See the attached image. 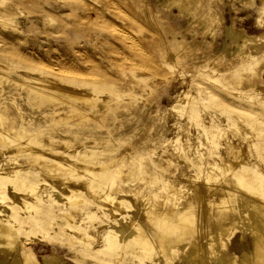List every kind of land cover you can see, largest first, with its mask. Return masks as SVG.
Returning <instances> with one entry per match:
<instances>
[{
    "label": "rangeland",
    "instance_id": "obj_1",
    "mask_svg": "<svg viewBox=\"0 0 264 264\" xmlns=\"http://www.w3.org/2000/svg\"><path fill=\"white\" fill-rule=\"evenodd\" d=\"M110 2L111 1L108 0H0V113H1L0 126L5 131L3 138L5 139V136L7 134L11 138L13 137L17 138L15 135L9 132L8 129L11 127H15V126L19 127L23 125L28 129L41 128V130L45 134L49 133L52 136L54 135L52 138L56 136L55 142L57 141L56 142L57 145H60V143L62 142L60 146H57V148L59 150L60 148L63 149L62 152L66 154L62 152L60 154L66 155L67 158L66 160H68L69 157L72 159L74 158V156L69 155L70 153H72V155H74V153L79 154L80 153L79 151L83 149L93 150L96 151V153L99 152V158L100 156L101 158H106L107 156L109 157L113 155L112 157L116 159L114 160L115 162L117 161L116 157L117 156L119 157L120 154L121 156L125 154L123 156L124 159L126 155L129 157L131 154H133V148L142 149L145 150V152L146 150H148L149 152L151 150L152 152L155 149L154 153L150 152L152 156L150 155L149 152H148L149 154L147 152L144 153L145 156L144 162L146 163V161L148 162L150 160V157H155L154 155H156L157 157V153H159L160 155V153H163L164 150L166 151L165 154H172L173 151H175L174 153H176V156L174 153L171 155V158L174 156L173 158L174 160L172 161L173 162L175 161V163L171 162L170 164L167 165L168 167L165 166L167 168V172H165L166 171L165 167H163L162 169L158 168L159 169L158 171L162 173V175L161 174L159 175L161 177L162 176L165 177L169 175L167 177L168 179H170V182L168 183L169 184L171 183V187H170L171 189L174 187L172 186L173 184L171 180L177 183V181H175V177H177L176 179H178V181H180L181 183L186 182L187 186L185 185L186 187L183 186V188H181V190L183 191L177 189V192L181 191L178 194L179 196L180 193L182 194L183 192L185 193L187 192V194L189 192H192V189L189 188H193L196 185H200L204 181H207L206 184H209V182L211 183L213 179L212 178L206 179V177L209 174L214 175V172L210 171V168L209 169L204 168L203 169L204 173H202V175L198 177L196 180H193L192 179L193 175L196 174L195 173L196 171L194 169L195 167L189 166L188 162L185 163L184 154H182L183 150L186 151L185 159L186 157L188 159L190 155L193 157L194 152H191L192 150V151H197L196 155L202 156V158H205L204 160L206 161L208 159L207 157L210 156V154L211 157H214L216 156L215 154H217L218 152H222V150L225 151V149H227L226 145L228 146L229 143L232 144V142L235 139L234 141L235 143L233 142V144L236 145L235 146L236 149L238 148V146H240L238 144L241 145L243 144L244 146L241 147L244 148V151L248 153V154L246 153V155H248V158L250 159L252 158L254 162L255 158L252 157L253 154L252 151H250V147H249L250 146L249 142L251 141V139L253 140L254 133H252L251 130L247 127L244 118H242L238 114V112L236 113V109L234 111L235 113L230 112L231 110L227 109L230 107H227L229 106V104H227L225 101L226 99H230L228 98V96L229 93L231 92V94H234L233 96H235V97L232 96L234 99L231 98L233 100L232 103L236 101V104L239 105L243 102L241 100L243 99L245 100L244 96H241V94L244 91L247 90L250 91L251 89L253 90L255 96L258 97V101L257 99L254 100L252 99L253 102H255L254 103L255 106L262 107V103H260L259 100H261V102H264L263 101L264 100V60H262L264 59V56H262L264 54V45H263L264 44V11L263 12L260 11L262 8V7L260 8V6L264 5V0H202L205 6L207 5L206 8H208V10H210L211 8L213 15L218 14L219 16L218 15L217 16L219 18L222 15V17L219 20L217 18L218 21L216 20L218 27L215 21L213 22L209 30L208 29L206 30V27H204V25H202L196 19H190L191 21L190 22L189 17L187 18V14L183 15L182 13H180L178 6L176 7L172 6L171 8L172 10H170V7L163 8V6H161L162 7L161 8L160 5H158L155 1L153 3L154 7L152 6V8L153 9L155 8L154 10L160 13L159 16L163 18V20L165 19L164 21L166 20L168 22L170 21L169 23L171 24V26H173V29L177 31L175 32L176 37L178 38L184 37L190 42H195V41L204 40L203 36L206 34L204 36L205 38L204 42L200 45L201 48L198 47L197 49L194 50L189 49L190 51L187 50L183 52L182 55L179 57L177 55L176 57H174V59H172L173 65L171 66L168 65L167 59L160 57L159 55L156 54V52L153 51L154 40L152 41L151 39L148 38L149 35L153 34V31L149 30L150 28H148L151 26L149 25L147 20L140 17L138 11L132 9L131 6H129L131 5L130 2L126 1L125 3L127 4H125L124 2L122 3V1H117V3L119 2L120 5L122 6L121 9L118 10H115V8H113L114 1L111 3ZM214 5L218 9H216ZM93 8H95L94 9L95 12L93 11ZM101 10H103L104 12ZM213 10L215 11L214 13ZM218 10L220 13L218 12ZM97 13L100 15L98 16ZM88 15L90 17H88ZM169 17L170 19H168ZM78 21L80 22V24ZM115 26H117V28L122 27V29H126L129 32L130 37L127 38L125 35H121L117 31L112 29ZM230 27L237 30L238 32H245L247 34V39L244 41L242 40L241 37H238L234 40V38H232L231 35L227 34L226 32L227 29ZM202 29L204 31H202ZM171 32L172 30H170L169 34H167L168 37L171 36L172 34ZM202 32H207V33L202 34L203 36H201L200 33ZM156 34L160 36V32H158L157 30L155 31V35ZM195 35L196 38L194 37ZM211 37H213L214 39H212ZM252 37H256L258 39L257 40L258 45H261V47L251 45L254 42L252 40ZM110 40L114 44L110 43ZM225 40L227 41V43ZM211 41L213 42L214 46H212ZM229 42L232 43L233 46ZM242 43H245L243 48L244 50H246V52L244 51V53L246 54V57H248V59L244 57L245 55L244 53H237L236 51L237 45L238 44L242 45ZM115 44L116 47L113 48ZM132 44L135 45L132 46ZM225 44H227L228 46L227 45L225 46ZM250 45L253 46L254 48L251 47ZM205 48L206 49L211 48L210 49L211 52L214 53L216 51L215 52L216 54L213 55L211 54L210 56L212 57L209 56L205 58L208 59V61L204 60L205 62L201 64L198 61L201 58V56L202 58L206 56ZM144 49H146V51H144ZM202 52L204 55L202 54ZM247 52L252 54H248ZM192 53L193 54L197 53L198 56V58L196 59L197 62L192 61L190 63H187L189 55ZM224 53L227 55H224ZM256 53L258 54L256 55ZM217 54H218L217 56L218 58L216 57ZM219 55H221V57ZM213 56L215 57L214 58L215 60L213 59ZM241 56L242 58L244 57L243 58L244 60L241 58ZM210 58L212 59L210 60ZM245 59L246 62H243L245 61ZM185 60H187V62ZM241 60L242 63L240 64ZM259 61H261L260 66H258L259 68L253 67ZM41 74L47 80L57 78L55 82L57 84L63 85V87L70 88L73 83H77L79 91H85L87 94L90 93L89 95L93 98L92 100L94 101L96 100L97 102L100 101L99 100L100 98L108 97L107 95L109 96L112 95L113 97L114 95H116L117 92L119 99H121V103L124 105V107L126 106L127 108L120 109L121 111L118 112L117 114L118 116L116 118L112 119L111 117L109 118L106 117L101 122H97V120H94L93 118H81L78 120L77 119L78 117L76 116L68 117L67 119H62V120L61 119L54 120V118H52L54 117L53 115L54 111L59 112L62 118L65 117L66 115L65 111L69 109L68 101H71L79 105H83V107H86V104L85 101H80V100L77 101V99H75L74 97H70L66 95H64L63 96L64 98L62 99H55L53 101L45 102V100H43L42 97L38 96L34 91H32L28 85L30 81L29 77H33V75L40 76ZM226 77H230L231 80H226ZM208 78H211V80H209ZM216 78H218V81L214 80ZM201 83H203L204 85L211 84L215 86L216 90H218L221 95L216 96L214 98L211 96L212 99L210 96H209L210 98L208 97V94L205 95L206 99L209 98L211 100H205L204 103L206 105L199 102L197 105L199 109L198 117L190 119L188 118V109H186V106H188L187 104L193 98L200 99L202 96H204V94H206V92L204 91H203L204 93L202 94L201 93L202 90L200 88H197L198 84L202 86ZM95 84L97 85V88H92L91 86ZM198 89H200L201 91ZM241 90H243V92ZM236 92L241 94L239 95ZM205 96L202 98H205ZM236 96L237 97L240 96L241 98L238 100ZM248 100L252 103L251 99ZM248 100L246 102L244 101L243 103L247 104V102H249ZM206 101L207 102L210 101V102L207 103ZM251 103L249 104L251 105ZM223 108L227 109L228 111L224 110ZM263 108H264V104H263ZM63 110L65 111L63 112ZM120 112L123 113L122 114L123 116L120 115ZM233 115L237 117L239 115L240 117L237 118ZM230 116L231 117L233 116L232 118L235 117V119H232ZM234 120H236L238 123L237 122L234 123ZM217 121L219 122V124L221 123L220 126L218 124H215ZM74 122H79V124L78 123L75 124ZM199 125L200 127H198ZM203 127L209 129L210 132L213 130V132H211L212 133L211 136L207 137L208 141H206L207 139L205 138L206 135L203 132ZM214 127L215 128L217 127L218 131L217 129H214ZM198 128L201 130L199 131ZM237 128L241 132L237 131L238 130ZM242 128H245L246 130ZM160 131L161 133H159ZM200 132H202L203 134ZM214 132L222 133L220 134L221 137L220 136L218 137L219 134L217 135V133ZM236 133L238 134L237 136H235ZM243 133L244 134L246 133V135L249 138H246L245 136V139L242 141L240 139L242 138L241 135H243ZM148 134L152 136L153 141L154 139H156L155 142L157 144L155 142L153 143V141L150 140L151 137H149ZM199 136L201 138H198ZM226 136H228V138H226ZM101 138H110L109 139V144L111 143L110 146L118 145V147L117 146L115 147L116 148L115 150L118 152L113 151L110 152L109 154L108 152L109 150L107 148H109L110 146L104 145L105 143L101 141ZM57 139L59 141L63 139V141L61 140L60 142H58ZM212 139H214L215 143H213V141L211 142ZM217 139L220 141H217ZM81 140L84 141L83 144H81L82 143ZM98 140H100L102 143ZM131 140L132 142H130ZM141 140H143L144 142ZM174 140L175 142H173ZM176 140L178 141L177 142L178 144L176 143ZM229 140L232 142H229ZM68 141L71 142V144H69ZM93 141H96V143H94ZM133 141H134V145H133ZM145 141H146V145H145ZM241 141L243 143H240ZM63 142L67 146L63 144ZM113 142L114 144H112ZM237 142L238 144H236ZM4 143L5 142L2 139L0 141V147L2 148L3 151H1V149L0 151L3 153L0 152L1 153L0 169L12 167L15 162L13 160L18 161V162L16 161V165L21 163L23 166L26 167L29 166L28 162L27 161L25 162V160L28 159V156L24 152H15L14 148L11 149L10 147L4 145ZM137 143H140L139 146ZM159 143H161V146L163 144L164 145L166 144L165 146L163 145L164 150H162L163 148L161 146H158ZM119 145L122 146L120 147ZM176 145H180V146L176 147ZM153 146L154 148H152ZM173 147H175L177 150ZM186 147L191 148V150L189 148L186 149ZM102 148H104V150ZM119 148L121 149L120 151ZM130 148L132 151L130 150ZM159 148L162 152L158 151ZM169 148L172 151V153H169L170 151ZM96 149H101V150L98 151ZM105 149L108 151H106ZM129 150L132 153L129 152ZM187 150L189 151L187 152ZM102 152H103L102 154L103 156L101 155ZM106 152H108L107 156H106ZM126 152H129V154ZM57 156L59 157L60 155L59 154L55 155L56 159L58 160ZM178 156L180 158H178ZM63 157L60 156L59 160L61 159L63 160ZM128 157H126V160H132L130 159V157L129 158ZM179 159L180 160L183 159V160L180 161ZM114 161L110 163L115 164ZM35 162L38 163L39 161L36 160ZM223 162L224 161L219 160V163L222 164ZM32 163L34 167L39 166V163L38 164L35 163L36 165L34 164V162ZM181 163H184V165ZM172 164L175 165L172 166ZM261 165L263 166V164ZM262 166L259 165L258 167L261 169L263 168ZM118 167L120 169L122 168L119 165ZM170 167H172L171 168L172 170L175 169V171H172ZM188 167L189 168L191 167V169H188ZM135 168L133 165L134 170ZM123 170L125 171V168L124 169L122 168V171ZM183 170H185L184 172H186V174L182 173ZM163 172L165 173L163 174ZM171 173L172 176L170 175ZM191 173L193 174L191 175ZM40 175H38V177L41 180H39V184L38 183L37 184L38 187H40L39 188L41 190L40 192H43L46 197L49 194L48 192L53 190L52 184L54 185L56 180L49 179L48 177L46 178V176L48 175L44 174L43 176L42 172H40ZM74 175L76 177V174H72V175L68 174V177L71 178V180L66 176L70 180V183H74L76 181L82 183V181H78V180L75 181ZM182 175L186 179H183L181 177ZM170 176L173 179L169 178ZM63 177L64 176L62 175V178ZM51 178L53 177L51 176ZM68 179L67 181L69 182ZM119 179L120 178H118V181H120ZM190 180L193 182H191ZM146 182L147 181L145 180H141V181L137 180V182L134 180V184H136L137 186L145 185L146 188L145 190L148 191L149 189L148 187L150 183L147 184ZM189 183L193 185L191 186ZM5 188L7 192H9L8 194L10 197L15 195V191L12 188V184L9 183ZM170 188L167 189V191H164V195L160 197V200L162 199L163 201V199H166L168 197L170 198V200L178 202L180 198L178 197L179 198L178 199L177 197L175 198L172 197L171 192H173V190H171ZM55 190L58 191L57 189H54V192H56ZM197 190H198L197 191L198 194L196 195V198L193 197V199H195V202L197 203V204L195 203L196 205L195 208L201 210L202 204L207 199L206 197L208 195L207 194L203 195V193H201V189L199 188ZM19 193L21 195L26 194L24 193L23 190H19ZM202 195L203 197H201ZM83 197L89 199L88 196L86 195H84ZM13 198L15 199L12 198L9 199H11V202L16 200L14 204L18 205L19 207L24 203L23 200L21 199L18 200L16 196H13ZM56 198L58 200L57 203H59V205L62 204V206L64 205V207H68L66 206V204L69 201L67 200H66L67 202L64 201L66 199L65 195H63V197L61 195V198L60 196L58 197L56 196ZM9 199L6 198L0 199V209H3V206L8 203L6 201ZM59 199H61L62 202L61 200L59 201ZM152 199L155 200L156 197L155 198L152 197ZM183 200L184 199L181 198V201ZM16 202L17 203L20 202V203L17 204ZM81 202L83 203V201H80V203ZM144 202L148 203V199ZM69 203L67 205H70ZM151 203L152 202L145 204V206H150ZM24 204L22 205V207H20L21 215H25L24 212L26 213V208H24V206L26 205ZM129 204L130 205L132 204L131 206L132 208L126 206L124 211H127L126 213L133 215L132 213L135 209L133 206L134 203H129ZM198 204L200 205L199 206L200 208L198 207ZM92 205L95 206L94 201ZM97 214H98V216H96L97 219L96 217L91 218V220L89 218L90 221H88L87 219L89 223L92 222L98 226L96 229H94V231L92 230L93 232L96 233L95 236L93 237V239L95 240L94 244L97 243L96 245H98V243L101 244L99 242L100 239L99 235L101 234L100 231H102V228L105 226L108 219V217L106 215L104 217L103 213L101 212ZM100 214H102V216ZM100 218L101 220L103 219L102 221L104 223L105 222L106 223L104 224L103 222H101V224H99ZM57 220H55L56 221L55 224H51V227H49L52 233L54 230V228H52V225L56 226V224H58ZM30 224L27 223L28 227L27 226H25V228L22 227L24 229H21L22 231L20 230V242L22 243V246L18 247L16 253L19 250L20 251H23L24 249L30 250L32 248L31 251L34 253L36 259H38L42 264H45L43 261L45 255L58 256L59 258L62 259L63 264H91L92 262H94V260L101 261V259L103 258L102 256L94 257L86 248L80 249V247H78V244L76 245L78 241H75L72 235L69 234L66 235L61 231L60 233L59 232L56 233L60 236L56 234L51 235L50 233H49L50 235L48 234L47 236L46 231L41 230L36 225L33 224L30 225ZM199 229H200L198 230L199 234L198 233L196 234L198 237L197 236L196 237L198 241L202 244V246L201 244L199 246L203 247L204 249L203 256L205 257V251L208 249V247L209 249L211 250L214 249V251H216L215 250L216 244L212 246L209 243L211 245L210 246L208 244V241H206L207 239L204 238L205 237L204 228L202 230L201 228ZM199 231H203V232L201 233ZM199 236H201L202 238ZM221 237H225L226 239L225 244L228 247H230L231 252L238 255V257L242 255L241 254L242 244L244 245L246 243V246L249 245L247 250L250 251V245H251L250 241L252 238L251 235L249 234L248 226L246 227L234 226L232 230L228 233V236L223 235ZM183 240L179 242L177 246L178 248H176L177 250L178 249L180 250H178L176 254L173 255V257L175 256L177 258L172 259V263L170 262L168 264H181V263L184 264L182 262L184 254L182 253L185 252L184 249H186L187 246L185 248H182V245L185 242ZM186 240H191V237H189V239L187 237ZM218 240L219 242L217 241L216 243H217V250L219 251L222 249L221 246L224 245L222 243L224 241L223 239H218ZM157 250L161 251V249L158 248L155 251ZM158 252L159 251L156 252L157 255L156 253L154 254L157 257H155L154 255L153 256L147 255L141 257L139 260H142V262L140 263L141 264L143 263L151 264V262L154 263L155 258L157 259L159 257ZM78 254L79 256H77ZM127 254L128 252L126 250V253H123L122 254L123 256H121V258L119 257L120 259L112 258L109 260V262L111 264H124V263L139 264V260L136 261L133 256L132 257L130 256V259H128L129 257L126 258V256H129V254L128 255ZM177 254H179L180 257ZM0 255L1 257L3 256L2 254ZM203 256L200 255L201 257V259L199 260L200 263L203 264L204 262V264H206V262L207 263L209 262L208 264H215V262L212 261V259H210L208 255L205 257V259ZM118 259L120 261H117ZM12 260L13 259L10 256L8 259V264H11ZM160 264H164V263H160Z\"/></svg>",
    "mask_w": 264,
    "mask_h": 264
},
{
    "label": "bare ground",
    "instance_id": "obj_2",
    "mask_svg": "<svg viewBox=\"0 0 264 264\" xmlns=\"http://www.w3.org/2000/svg\"><path fill=\"white\" fill-rule=\"evenodd\" d=\"M108 1H111V2L114 1L113 2L114 3L113 8H115V10L121 9V7H122L119 2L117 3V1H122V3L123 2L125 3L126 1L130 2L131 5H129V6H131L132 9H135L136 11H138L140 17H142L143 19L148 21L149 25L151 26L148 28H150L149 30L153 31V34L148 36L149 39H151L152 41L154 40L153 41V44H154L153 45V51L156 52V54L159 55L160 57L167 59V63L169 66L173 65L172 59H174V57H176L177 55L179 57L182 55L183 52H185L189 49L194 50V49H197L198 47H200V45L205 40L204 36L206 35L205 33H207V32L200 33L201 36H203L202 34H205L203 36L204 40L200 39L202 41L190 42L187 39H185L184 37L183 38L176 37L175 32H177V31L173 29V26H171V24L169 23L170 21L169 22L167 20L164 21L165 19L163 20V18H161L159 16L160 13L158 11H155L154 10L155 8L154 9L152 8L153 3L155 1L158 5H160V7L161 6H163V8L164 7H170V10H172L171 9L172 6H175V7L178 6L180 13H182L183 15L187 14V18L189 17V21H190V19H196L202 25H204V27H206V30L207 29L209 30L211 28V25L213 24V22H215L217 20V18L219 20L222 17V15H221L219 18L218 14H217L218 16L215 14H214L215 15L214 16L212 14L211 8H210L211 11L208 10V8H206L207 5L205 6V4L202 2V0H108ZM125 4H127V3H125ZM208 4H210V3H208ZM92 6H93V3H92ZM211 7H213V6H211ZM214 7H215V5H214ZM215 8L218 9L217 7H215ZM260 8H261L260 11L263 12L264 11V5L260 6ZM94 9L95 8H93V11H94ZM101 11H103V10H101ZM214 12L215 11L213 10V13ZM218 12H219V10H218ZM173 14H175V13H173ZM182 14H180V15H182ZM99 15L100 14H98V16ZM103 15H101V16H103ZM88 17H90V16L88 15ZM91 17H92V15H91ZM94 17H95V15H94ZM233 18H235V17H233ZM95 19H96V17H95ZM168 19H170V17ZM217 21H216V24H217ZM79 24H80V22H79ZM159 25H161V26H159ZM192 25H193V23H192ZM195 26H196V24H195ZM217 27H218V24H217ZM232 27L228 28L226 32H227V34L231 35V37L234 38V40L238 37H241L242 40H244V41L247 39V34L245 32H238L237 30L233 29ZM144 28H147V27H144ZM112 29H114L115 31H117L121 35H125L127 38L130 37L129 32L126 29H122V27L117 28V26H115ZM156 30L158 32H160V36L157 34L155 35ZM170 30H172V32H171L172 34H171V36L168 37L167 34H169ZM202 31H204V30L202 29ZM209 36H210V34H209ZM225 36H227V35H225ZM194 37L196 38V35ZM211 38L214 39L213 37H211ZM252 40L254 42L251 45L261 47V45H258V41H257L258 39L256 37H252ZM110 43H113V42L110 40ZM226 43H227V41H226ZM209 44H210V42H209ZM211 44H212V46H214L212 41H211ZM230 44L232 45V43H230ZM244 44L245 43H242V45L241 44L237 45V48H236L237 53H244V51L246 52V50H244V48H243ZM134 45L132 44V46H134ZM226 45L227 44H225V46ZM115 47H116V44L113 48H115ZM210 47H211V45H210ZM251 47H253V46H251ZM253 48H250V49H253ZM207 49H208V51H207ZM207 49L205 50L206 51L205 57L202 58V56L200 54L201 58L199 59L198 62H200L201 64L204 63L206 60L208 61V59H205V58L209 57L211 54L212 55L216 54L215 53L216 51L214 52L212 50L214 53L211 52V50H210L211 48L210 49L207 48ZM217 50H219V49H217ZM144 51H146V49H144ZM145 53H147V52H145ZM202 54H203V52H202ZM234 54H236V53H234ZM234 54H233V56H234ZM248 54H252V53H248ZM257 54L258 53H256V55ZM224 55H227V54L224 53ZM214 56H213V59L215 58ZM217 56H218V54L216 55V57ZM219 56L221 57V55H219ZM231 56H230V58H231ZM253 56H255V55H253ZM262 56H264V54ZM210 57H212V56H210ZM236 57H237V55H236ZM244 57H246V54L244 55ZM197 58H198L197 53L196 54L192 53L189 55L188 62H187V60H185V61L187 63H190L192 61L197 62L196 61ZM217 58H216V60H217ZM241 58H242V56H241ZM246 58L248 59V57H246ZM121 59H122V57H121ZM211 59L212 58H210V60ZM262 60H264V59H262ZM261 61L256 63L254 66L253 65L252 66L257 68L258 66H260ZM243 62H246V59ZM241 63H242V60H241L240 64ZM43 66H45V65H43ZM65 73H66V71H65ZM70 73H72V72H70ZM208 79L211 80V78H208ZM29 80H30L29 84H28L29 88L32 91H34L38 96L42 97V99L45 100V102L53 101L55 99H62V98H64L63 97L64 95L74 97L75 99H77V101H79V100L85 101L86 107H83V105H79V104L73 103L71 101H68L69 109L66 111L63 110V112L65 111V114H66L65 117L62 118V116L60 115L59 112L54 111V114H53L54 117H52V118H54V120H56V119L62 120V119H67L68 117L76 116V117H78L77 118L78 120L81 118H93L94 120H97V122H101L106 117L107 118L111 117L112 119L116 118L118 116L117 115L118 112L121 111L120 109L127 108L126 106L124 107V105L121 103V99H119L117 92H116V95H114L113 97H112V95L111 96L107 95L108 97L100 98L99 99L100 101L98 100L99 102H97L96 100L95 101L92 100L93 98L89 95L90 93L87 94L85 91H79L77 83H73L70 88L69 87H63V85L57 84L55 82V80H57V78L47 80L44 76H42V74L40 76H34L33 75V77H29ZM214 80L218 81V78H216ZM226 80H231V79H230V77H226ZM199 82H201V81H199ZM201 85L202 86H200L198 84L197 88H200L202 90L201 91L200 89H198L201 91L202 94L204 92H206V94H204V96L208 94V97L212 96L214 98L216 96L221 95L220 92L218 90H216L215 86H213L211 84H207V85L205 84L204 85L203 83H201ZM91 87L97 88V85L95 84ZM71 88H73V89H71ZM241 91L243 92V90H241ZM236 93H238V92H236ZM233 95L234 94H231V92H230L229 96H228V98H230V99H226V101H225L227 104H229V106H227V107H230L227 109H230L231 110V111L229 110L230 112H234L236 109V113L238 112V114L242 118H244L247 127L251 130L252 133H254L253 134V140L251 139V141L249 142L250 143L249 147H250V151H252V154H253L252 157L255 158V161L253 162L252 158L251 159L248 158V155H246L247 152H245L244 148L241 147V146H244L243 144L241 145V144H238V142H237L236 144H238L240 146L237 145L238 148L236 149V147H235L236 145L233 144L235 139L233 142L229 140V142H232V144L228 142L229 147L226 145L227 149H225V151L222 150V152H218L217 154H215L216 156H214V157H211V154H210V156L207 157L208 159L206 161L204 160L205 158H202V156L196 155L197 151H192L191 148H189V147L188 148L191 150V152H194V155H193V157L190 155V157L188 159H187V157L185 159L186 151H184V150L182 151L181 150L182 148H181L180 150L182 151V154H184L185 163L188 162L189 164L188 163L187 164L189 166L195 167L194 169L196 171L195 172L196 174L193 175V178H192L193 180H196L198 177H200L202 175V173H204L203 172L204 168H206V169L210 168V171H213L214 175L209 174L206 177V179H210V178L213 179V181L211 183L209 182V184H206L207 181H204L203 183L200 182L202 184L196 185L197 187L194 186L193 188H189V189H192V192L188 191L189 192L188 194H187V192L186 193L183 192L182 194L180 193V196L178 194H179V192L183 191V190H181V188H183V186L186 185V182L181 183L180 181H178V179H176L177 177H175V181H177V183L171 180V182L173 184L172 186H174L173 187L174 189L173 188L171 189L170 188L171 183L170 184L168 183V182H170V179H168V177H167L169 175L166 174L167 176H165V177H167V178H165L163 176L162 177L159 176L160 174L162 175V173H160L158 170L160 168L162 169L163 167H165L168 164H170L171 162H173L172 160H174L173 159L174 156L171 158V155L175 152V151H173V153H172V151L169 148V150L171 151V152L169 151V153H172V154H165L166 151L163 148V145H164L163 143H165V142H163V141H161V142H163L162 146H161V143H159V145H158V146H161L163 148L162 149V150H164L163 153H160V155H159V153H157V157H156V155H154L156 158L150 157V160L148 162L146 161V163L144 162V159H145L144 153H146V152L148 153L149 151L146 150V152H145V150L137 149V148H133V154L134 155L133 154H131L133 156L130 155L132 158L129 156L130 159H132V160H126V157H128L127 155L125 156V159H124L123 156L125 154L123 156H121V154H120L119 157L115 156L117 158L116 162L114 161L116 159H114V157H112L113 155L109 156L112 159L109 158L107 156V153L109 152V154H110V152H113V151L115 152L116 151L115 147L116 146L118 147V145H116V146L111 145L110 146V144H111V143L109 144L110 138H101V141L103 143H105L104 145L110 146L109 148H107L109 151L105 149L106 151H108V152H106L107 157L104 156L106 158H101V156L99 158V152L96 153V151L89 150V149H86V150L83 149L84 150L83 151V150H81L82 149L81 148L80 150L83 152L79 151L80 152L79 154L74 153V155H72V153H70L69 154L70 156H74V158L76 156V158L72 159L69 157L70 159L68 158V160H69L68 161V160H66L67 159L66 155L62 154L65 157V159H64V157L60 154L63 149L60 148V150H61L60 151L57 148V146H60L62 142L60 143V145H57V143H56L57 141L55 142L56 136L54 138H52L54 135L52 136L49 133L45 134L41 130V128L28 129V128L24 127L23 125H21L19 127H16V126L11 127L8 129L9 132H11L17 138H15V137L11 138L7 134L5 136V139H4L3 135H4L5 131L0 126V141L3 139V141L5 142L4 145H6L7 147H10L11 149L14 148L15 150L14 149L13 150L15 152H24L28 156V159L25 160V162L27 161L29 164V166H27V167L23 166L21 163L16 165L17 160H13L15 162H14V165L12 167L0 169L1 170L0 171V199H4V198L15 199V198H13V196H16V198L18 200L19 199L23 200L25 203V204L24 203L23 204L26 205V206H24V208H26V213L24 212L25 215H21V212H20V209H21L20 207H22L23 204L20 205V207H19L18 205L14 204L16 200H14L12 202H11V199L7 200L6 202H8V203L4 205L5 207L3 206V209H0V254L3 255L2 257L0 255V264H8V259L10 256L13 259L11 264H42L38 259H36L34 253L31 251L32 248L30 250H27V249H24L23 251L19 250L16 253V251L18 250V247L22 246V243L20 242V230L24 229L25 226L28 227L27 223L28 224L31 223L33 225H36L41 230L46 231L47 236L49 233L51 235H53V234H56L58 232L60 233L61 231L63 233H65L66 235L67 234L72 235V237L75 239V241H78L76 243V245L78 244V247H80V249L86 248L94 257H97V256L103 257L101 259V261L94 260V262H92L91 264H111L109 262L110 259L119 258V257L121 258V256H123L122 254L126 253V250L129 254V256H126V258L129 257L128 259H130V256L131 257L133 256L134 259L136 261H138L141 257L147 256V255L153 256L157 251H159L158 252L159 257L157 259L155 258V260H154L155 264H158V263L159 264L160 263L168 264L170 262L172 263V259L177 258L175 256L173 257V255L176 254V252L178 250H180V249L177 250L176 248H178L177 246H178L179 242L182 241L183 239H184L183 241H185V242L182 245V248H185L186 246H187V248L184 249L185 252L182 253V254H184L182 262L184 264H202L199 262V260L201 259L200 255H202V256L204 255V253H203L204 249H203V247L199 246L201 243L198 241V239H197L198 236L196 235L198 233V230H200L199 228H201V230L204 228V230H205V232H204L205 237L204 238L207 239V240L206 239L205 240L208 241V244L210 243L212 246H214L216 244V249H215L216 251H214V249H212V250L209 249V247L207 250L205 249L206 250L205 251V257L208 255V257L210 259H212V261H214L215 264H264V108H263L264 102H261V100H259V102L262 103V107H256L254 104L255 102H253V100L257 99V101H258V97L255 96V94L253 93V90H251V89H250V91H248V90L244 91L241 94V96H244L245 100L251 99V101L255 107L253 106V104L249 100H248L249 102H247V104H244L243 103L245 101L244 99L241 100V101H243L242 102L243 104L241 103L238 105V104H236V101L234 103H232L233 100L231 98L235 97ZM204 96H202V97H204ZM202 97L200 99H198V98L194 99L193 98L187 104L188 106H186V109H188V118L193 119V118L198 117L199 109H198L197 105L199 102L206 105L204 103L205 100H211L212 99V97H211V99H209L210 97L206 99V96H205V98H202ZM237 98L239 100L241 97L238 96ZM61 101H63V100H61ZM209 102H207V103H209ZM249 103H251V105ZM256 103H258V102H256ZM223 109L227 110L225 108H223ZM224 112H226V111H224ZM230 112H229V114H230ZM122 114L123 113L120 112L121 116H123ZM235 115H233V116H235ZM239 115H238V117H240ZM235 117H237V116H235ZM235 117L232 119H235ZM235 122H237V121L234 120V123ZM74 123L79 124V122H74ZM74 123H72V124H74ZM228 123H229V121H228ZM215 124H218L220 126L221 123L219 124V122L217 121ZM101 126H103V125H101ZM146 126H148V125H146ZM215 126H217V125H215ZM198 127H200V125ZM214 129H217V131H218L217 127L216 128L214 127ZM240 129H241V127H240ZM242 129H245V128H242ZM200 130L201 129H199V131ZM237 131H239V129ZM203 132L206 135L205 136V138L207 139L206 141H208L207 137L211 136V134H212L211 132H213V130L210 132L209 129L203 127ZM239 132H241V131H239ZM243 132H245V131H243ZM149 133H151V132H149ZM159 133H161V131ZM200 133H202V132H200ZM214 133H217V132H214ZM220 134H222V133H217L218 137L220 136ZM232 134H234V133H232ZM74 135H75V133H74ZM237 135L238 134L236 133L235 136H237ZM200 136L198 138H201ZM241 136H242V138L240 136L239 137L241 138L240 140H242V141L245 139V136H246V138H249L246 135V133L245 134L243 133V135H241ZM76 137H79V136H76ZM149 137H151L150 140L153 141L152 136L149 135ZM214 137H216V136H214ZM234 137H232V138H234ZM226 138H228V136H226ZM185 139H187V138H185ZM218 139H217V141H220ZM61 140L63 141V139H61ZM177 140H179V139H177ZM177 140H176V143L178 142ZM60 141L58 140V142H60ZM98 141H100V140H98ZM120 141H122V140H120ZM135 141H136V139H135ZM141 141H143V140H141ZM155 141H156V139H154L153 143ZM194 141H195V139H194ZM212 141H213V143H215L214 139H212L211 142ZM242 141L240 143H243ZM64 142H63V144H65ZM77 142H79V141H77ZM81 142L80 143L83 144L84 141L81 140ZM93 142L96 143V141H93ZM130 142H132V140ZM173 142H175V140ZM184 142H185V140H184ZM187 142H189V141H187ZM1 143H3V142H1ZM166 143H167V141H166ZM208 143H207V145H208ZM213 143H212V145H213ZM69 144H71V142H69ZM112 144H114V142ZM137 144L139 146L140 143H137ZM133 145H134V141H133ZM145 145H146V141H145ZM178 146H180V145H176V147H178ZM81 147H83V146H81ZM152 148H154V146ZM173 148H175V147H173ZM188 148L186 147V149H188ZM223 148H225V147H223ZM0 149H1V151H3L1 147H0ZM102 149L104 150V148H102ZM197 149H198V147H197ZM210 149H212V148H210ZM96 150L99 151L101 149H96ZM120 150L121 149L119 148V151ZM130 150H131V148H130ZM130 150H129V152L132 151V150L131 151ZM154 151H155V149L152 152L150 150L151 153H154ZM158 151H161L160 148ZM188 151L189 150H187V152ZM77 152H78V150H77ZM103 152L101 153V155L103 154ZM116 152H118V151H116ZM129 152H126V153L129 154ZM1 153H3V152H1ZM62 153H64V152H62ZM119 153H121V152H119ZM119 153H117V154H119ZM151 153H150V155H151ZM58 154L61 157H63V160L62 159L59 160L60 156L59 157L57 156L58 160L56 159L55 155H58ZM64 154H66V153H64ZM155 154H156V152H155ZM174 154L176 156V153H174ZM202 154H200V155H202ZM77 155H78V157H77ZM177 155H178V152H177ZM250 155H251V153H250ZM179 156H178V158H180ZM233 159H235L237 161H235ZM36 160L39 161L38 167H34L32 165L33 164L32 162H34V164L37 163V162H35ZM40 160H41V162H40ZM110 160H112V161H110ZM176 160H177V158H176ZM181 160H183V159H181ZM219 160L224 161V162L221 164V163H219ZM113 161L115 162V164L110 163ZM233 161H235V162H233ZM173 163H175V161ZM258 163L260 166H262L261 164H263V166H262L263 168L260 169L258 167L259 166ZM181 164L184 165V163H181ZM118 165L121 166L123 169L125 168V171L124 170L122 171V168L120 169L118 167ZM133 165H134V168L136 166L135 170L133 169ZM173 165H175V164H172V166ZM123 166H125V167H123ZM55 167H57L58 170ZM61 167H63V168H61ZM171 168L172 167H170V169ZM131 169H133L134 171ZM165 169H166L165 172H167L166 167H165ZM188 169H191V167L190 168L188 167ZM74 171H76V172H74ZM172 171H175V169ZM184 171L185 170H183L182 173L186 174V172H184ZM40 172L43 173V176H44V174L48 175V176H46V178L48 177L49 179H54L57 182V183L55 182L54 185L52 184L53 190L48 192L49 194L48 195L46 194L47 195L46 197H45L43 192H40L41 191L39 189L40 187H38L39 180H41L38 177V175H40ZM165 172H163V174ZM68 174H70V175L76 174V177L74 175L75 181L76 180L82 181V183L77 182V181L74 183H70L71 178L68 177ZM192 174L193 173H191V175ZM62 175L64 176L63 177L64 179L62 178ZM170 175L172 176V173ZM183 175L181 177L183 179H186L183 177ZM51 176L53 178H51ZM171 176L169 178H172ZM174 176H175V174H174ZM116 177H117V180H116ZM118 178H120L119 179L120 181H118ZM163 178H164V180H163ZM67 179L69 180V182L67 181ZM134 180L136 182H137V180H140V181L145 180V181H147L146 182L147 184L150 183V185L148 187L149 188L148 191L145 190L146 189L145 185L137 186L136 184H134ZM160 181H162V182H160ZM199 181H201V180H199ZM127 182H128V184H127ZM191 182H193V181H191ZM9 183L12 184V188L15 191V195L12 194L13 195V196L11 195L12 197L9 196V194H8L9 192H7V190L5 188V187H7V185ZM40 185H41V183H40ZM169 188L171 190H173V192L169 191V192H171L172 197H174V198L179 197L180 198V200L178 202L170 200V198H168V197L166 199H163V201H162V199L160 200V197H162L164 195V191H167V189H169ZM198 188L201 189V193H203V195H205V194L208 195L206 197L207 199L202 204L201 210L195 208L196 202H195V199H193V197L196 198V195L198 194V192H197ZM54 189H57L58 191L55 190L56 192H54ZM177 189H180L181 191L177 192ZM19 190H23L24 193H26V194L21 195L19 193ZM172 193H173V195H172ZM55 195L57 197L60 196V198H61V195H62V197H63V195H65L66 199L64 201L65 202L69 201L70 203L67 202V204L69 203L70 205L66 204V206H68V207H64V205L62 206V204L59 205V203H57L58 200H57ZM84 195L88 196L89 199H86L85 197H83ZM203 195L201 197H203ZM152 197H154V198L156 197V199L153 200ZM181 198L184 199L185 201L184 200H183L184 202L181 201ZM147 199H148V203L152 202L150 206H145V204H148V203L144 202ZM60 200L61 199H59V201ZM80 201H83V203L82 202L80 203ZM93 201L95 203V206L92 205ZM20 202H22V201H20ZM61 202H62V200H61ZM19 203H17V204H19ZM55 203L58 205H56ZM129 203H134L133 206L135 209L132 213L133 215H130V214L126 213L127 211H124L126 206H129L130 208H132L131 207L132 204L130 205ZM199 203H200V201H199ZM199 206L200 205L198 204V207ZM127 209H129V208H127ZM99 212L103 213L104 217L106 215L108 217V219H107V223L105 222L106 223L105 224L102 221L103 219L101 220V218H100L99 224H101V222H103L105 224V226L102 228V231H100L101 234L99 235V233H98V235L100 236L99 242L101 244L98 243V245H96L97 243L94 244L95 240L93 239V237L95 236L96 233L93 231L98 226L95 225V223L91 222L92 223L91 224L88 221H90L91 218H95L96 216H98L97 213H99ZM100 215L102 216V214H100ZM89 218H90V220H89ZM106 218H105V220H106ZM87 219H88V221H87ZM96 219H97V217H96ZM55 220H57L58 224H56V226L52 225V228H54L53 233H52L51 230L49 229V227H51V224H55V222H56ZM234 226H237V227L248 226L249 234L251 235V238H252L250 241L251 242L250 243L251 244L250 245V251L247 250L249 245L246 246V243L244 245L242 244V247H241V251H242L241 254L242 255L240 257H238V255L231 252L230 247H228L225 244L226 243L225 237H221L223 235L228 236V233L232 230V228ZM22 227H24V228H22ZM26 229H28V228H26ZM199 232L202 233L203 231H199ZM56 235H58V234H56ZM58 236H60V235H58ZM187 237H188V239H189V237H191V240H186ZM199 237H201V236H199ZM218 239H223V241H224V242L221 241L224 245L221 246L222 249L219 251L217 250V243H216L217 241L219 242ZM180 244H182V243H180ZM201 246H202V244H201ZM157 248L161 249V251L160 250L155 251ZM201 253H203V254H201ZM156 255H157V253H156ZM177 255L179 256V254H177ZM77 256H79V254ZM155 257H157V256H155ZM205 257H204V259H205ZM82 259H84V258H82ZM119 259L117 261H120ZM43 261L45 264H63L62 259L59 258L58 256H54V255H51V256L45 255ZM179 261H180V259H179ZM121 262H122V260H121ZM140 262H142V260H139V264H141ZM145 263H146V261H145ZM148 263H150V262H148ZM152 263L153 262H151V264ZM208 263L206 262V264H208ZM203 264H204V262H203Z\"/></svg>",
    "mask_w": 264,
    "mask_h": 264
}]
</instances>
